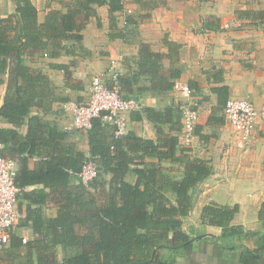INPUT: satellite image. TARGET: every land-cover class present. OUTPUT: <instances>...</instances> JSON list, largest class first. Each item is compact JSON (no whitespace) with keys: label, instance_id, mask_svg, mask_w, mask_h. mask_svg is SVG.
Returning a JSON list of instances; mask_svg holds the SVG:
<instances>
[{"label":"trees","instance_id":"obj_1","mask_svg":"<svg viewBox=\"0 0 264 264\" xmlns=\"http://www.w3.org/2000/svg\"><path fill=\"white\" fill-rule=\"evenodd\" d=\"M59 2L62 7L50 8L43 19L33 0H14L15 10L0 16V85H6L0 104V139L4 144L2 155L17 161L15 182L20 188L19 208L24 213L21 229L0 249V264H166L159 257L161 249L190 248L193 243L194 237L183 229V218L191 214L193 194L212 174L213 167L181 145L179 134L165 131L166 126L181 131L180 107L162 111L144 108L145 116L157 128L156 141L131 131L115 138V126L95 118L92 127L83 130L89 136V156L74 142H63L69 131L31 115L34 106L49 111L53 101L68 99L56 94L64 92L48 74L28 63V58H58L84 51L83 30L90 18L97 16V7L109 6L111 26L116 12L123 9L121 0ZM137 3L150 6L147 0ZM124 34L126 31L121 29L117 36ZM164 42L167 54L141 45L137 59L140 74L155 79L165 56L172 64L178 61L180 44L168 37ZM54 66L64 71L65 86L80 88L74 83L70 64ZM177 76L170 74V78ZM134 81L133 74L120 75L124 97H128L126 92H130ZM158 81L172 88L175 83L165 78ZM215 90L219 95L228 92L227 86ZM26 119L29 128L22 137L17 128ZM2 121L13 127L2 126ZM30 156H38L33 168L29 166ZM89 157L96 161L98 175L86 186L69 170L80 171ZM162 158L179 163L181 176L165 173ZM130 174L135 176L134 181L127 178ZM50 201L58 207L56 216H48L45 211ZM239 209L238 204L211 202L203 207L201 218L221 226L225 235L241 234L242 227L232 224ZM260 217L264 218V203ZM24 229L31 232L27 242H23Z\"/></svg>","mask_w":264,"mask_h":264},{"label":"crops","instance_id":"obj_2","mask_svg":"<svg viewBox=\"0 0 264 264\" xmlns=\"http://www.w3.org/2000/svg\"><path fill=\"white\" fill-rule=\"evenodd\" d=\"M131 1L134 13L128 16L129 27L124 36H117L123 29L122 10L116 12L111 26L109 6H98L97 16H92L83 30L84 51L58 58L40 55L36 62H28L48 74L64 92L56 94L68 99L53 101L48 105L49 111L34 106L31 115L61 130L68 127L70 135L63 142H74L78 150L89 156V136L86 131L71 128L72 116L65 104L85 100L89 96L86 91L90 77L105 71L112 58L121 57L122 72L135 76L126 95L137 98L141 104L139 110L125 114L128 131L156 141L157 128L145 116L144 108L162 111L170 106L189 105L199 112L198 139L189 146L190 152L205 158L213 167L212 174L193 194L191 214L183 218V229L194 237L192 245L163 248L159 251L160 259L166 264H264V218L260 217L264 203V121L257 124L246 146L239 148L223 112L225 100L230 97L245 98L264 107V0H147L149 7ZM61 7L52 5L46 12ZM39 15L41 19L45 16L41 12ZM165 37L180 44L178 61L172 64L171 58L165 56L155 79L140 74L137 59L141 45L145 43L151 51L167 54ZM57 64L71 65L74 83L80 88L65 86L64 71L55 68ZM172 72L178 76L170 78ZM160 78L188 82L195 93L190 98L182 97L174 86L160 83ZM222 86H227L228 92L219 95L215 89ZM5 88V84L0 88V104ZM1 125L13 127L6 121ZM28 128L26 119L17 130L25 137ZM164 128L170 135L180 133ZM37 159L38 156H30L31 168ZM160 163L165 173L181 176L179 163L170 158H162ZM127 178L135 180L132 174ZM38 186L41 184L26 189ZM211 202L238 204L240 209L232 224L242 227L243 232L225 235L221 226L203 222L202 209ZM57 210L52 201L45 206L48 216H56ZM23 231L31 236L29 229Z\"/></svg>","mask_w":264,"mask_h":264},{"label":"built area","instance_id":"obj_3","mask_svg":"<svg viewBox=\"0 0 264 264\" xmlns=\"http://www.w3.org/2000/svg\"><path fill=\"white\" fill-rule=\"evenodd\" d=\"M123 9L121 21L123 29L127 31L128 16L132 14L131 0H121ZM229 24L226 23L225 27ZM121 57L112 58L108 68L92 77L89 96L83 101H70L65 108L72 116V127L88 130L95 118L104 123L115 126V138L125 135L128 131L126 113L141 108L139 100L133 97H124L120 90L119 77L122 74ZM2 85H0L1 88ZM175 91L182 97L190 98L195 90L188 82L177 80L174 83ZM182 129L178 135L180 144L191 146L198 139L196 133L199 112L197 109L182 105ZM224 115L230 123L232 134L239 148H244L249 142L257 124L264 121V107H257L252 101L245 98L230 97L223 107ZM66 131L70 129L65 128ZM3 142L0 139V249L7 246L12 235L21 229L20 224L24 213L19 208L20 188L15 182L18 169L17 162L2 155ZM70 173L76 175L86 186H89L98 175L96 161L89 157L82 164L80 171ZM23 236L27 242L28 236Z\"/></svg>","mask_w":264,"mask_h":264},{"label":"rangeland","instance_id":"obj_4","mask_svg":"<svg viewBox=\"0 0 264 264\" xmlns=\"http://www.w3.org/2000/svg\"><path fill=\"white\" fill-rule=\"evenodd\" d=\"M33 1L39 7V12H41L42 17H43V15H45V12L49 8V6H52V5L60 6V4H61L59 2V0H33ZM129 4L133 7L132 1ZM14 10H15L14 0H0V16L8 15V14L12 13ZM132 13H134V10ZM128 27L129 26L127 25L126 28H128ZM39 59H40V56H33V57H29L28 61L31 63H34ZM92 77L93 76H91L89 79L88 90L86 91V93H90ZM24 232H26V231H22V233H24Z\"/></svg>","mask_w":264,"mask_h":264}]
</instances>
